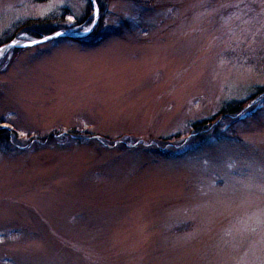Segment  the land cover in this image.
<instances>
[{
    "label": "rangeland",
    "instance_id": "374dc122",
    "mask_svg": "<svg viewBox=\"0 0 264 264\" xmlns=\"http://www.w3.org/2000/svg\"><path fill=\"white\" fill-rule=\"evenodd\" d=\"M149 4L108 0L95 42L98 0H0V42L93 15L0 48V264H264V0ZM232 100L234 137L190 148Z\"/></svg>",
    "mask_w": 264,
    "mask_h": 264
},
{
    "label": "trees",
    "instance_id": "16d2710c",
    "mask_svg": "<svg viewBox=\"0 0 264 264\" xmlns=\"http://www.w3.org/2000/svg\"><path fill=\"white\" fill-rule=\"evenodd\" d=\"M108 0H105L104 3H102L101 0H98L99 2V10H100V16L99 20L97 22L96 29L94 33L98 29H101L100 26H102L104 17L107 14V8H106V2ZM154 0H136L137 4L148 7L150 6V2H153ZM53 18V17H52ZM55 19L52 20L50 17H46L43 19H32L26 21L24 24L20 25V28L17 31V34L11 36V37H5L4 41L0 42V48L3 46H6L10 43H12L14 40L22 38L21 36H25L29 39H38L43 36L51 35L57 31L60 30H67V29H73L75 27H81L86 25V27H89L93 22V15L90 14L85 18L86 22H77L73 25H59L56 20H58V16L54 17ZM110 36L109 33H104L100 31L98 35L92 40L95 42H99L100 40L105 39L106 37ZM82 42L85 41V39L80 40ZM264 95V87H259L256 92L252 95L254 99H257V97H260ZM249 107V104L245 100H232L227 102L222 109L219 111L218 117L220 119L214 121L215 119H207L204 121L192 123L191 130H192V138L193 140L190 143V148L192 149H200L202 148L209 140H224L233 138L234 136L228 135L226 131H222L226 129L227 127H232L235 125V123L243 121L241 120L242 113L246 110V108ZM4 123L3 120L0 119V143H7L11 136L13 131L11 129H7L2 127V124ZM56 135H52L50 138H55ZM154 152V151H153ZM157 154H162L161 152H157Z\"/></svg>",
    "mask_w": 264,
    "mask_h": 264
},
{
    "label": "water",
    "instance_id": "95a60500",
    "mask_svg": "<svg viewBox=\"0 0 264 264\" xmlns=\"http://www.w3.org/2000/svg\"><path fill=\"white\" fill-rule=\"evenodd\" d=\"M94 2V0H92V3ZM95 9V8H94ZM95 11V19H94V23H93V26L92 28L97 24L98 22V15H97V11L96 9L94 10ZM91 32V29L86 31V32H83V33H74V32H68V31H57L51 35H48L42 39H39V40H35V41H32V42H29V43H26V44H15L14 42L10 43L9 45H7L6 47H33V46H36L38 44H41V43H44L48 40H52V39H58V38H69V39H74V40H81L85 37H87Z\"/></svg>",
    "mask_w": 264,
    "mask_h": 264
},
{
    "label": "snow or ice",
    "instance_id": "6c2138e0",
    "mask_svg": "<svg viewBox=\"0 0 264 264\" xmlns=\"http://www.w3.org/2000/svg\"><path fill=\"white\" fill-rule=\"evenodd\" d=\"M69 19L71 20V17H69Z\"/></svg>",
    "mask_w": 264,
    "mask_h": 264
}]
</instances>
